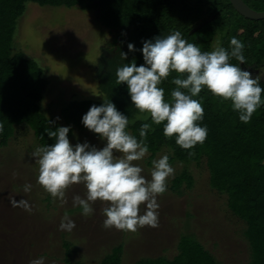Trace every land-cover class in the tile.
Listing matches in <instances>:
<instances>
[{
    "label": "trees",
    "instance_id": "1",
    "mask_svg": "<svg viewBox=\"0 0 264 264\" xmlns=\"http://www.w3.org/2000/svg\"><path fill=\"white\" fill-rule=\"evenodd\" d=\"M29 1L40 6L96 9L100 24L108 32L95 56L94 66L97 88L103 97L71 99L64 102L61 109L65 123L81 131L90 132L81 123L82 116L93 104L101 105L104 99L114 102L118 110L128 116L127 130L138 139L141 124L151 123L149 114L139 112L132 104L127 85L116 84L117 68L133 60L137 65L144 63L140 51L128 52V42H134L140 49L143 39L179 30L186 41L196 44L202 51H211L210 41L220 32L219 46L229 48L232 37L245 44L246 64L241 67L257 75L259 73L254 72L264 65V19L252 20L242 16L230 0H0V124L4 127L1 145L6 144L16 130L28 125L40 144L46 146L54 143L46 130L61 126L42 108L50 84L44 75L45 70L23 53L11 52L18 19ZM244 1L256 10H264V0ZM212 14L215 18L206 24L207 27L190 33L193 26ZM206 29L213 31L209 37L201 35ZM241 30L243 34H240ZM251 32L257 36L251 37ZM205 40L209 41L206 45ZM123 52H128L127 60L123 59ZM231 62L238 63L234 58ZM177 75L171 73L160 85L165 90L166 100L171 99V91L176 87L171 80ZM259 76L264 84V76L261 73ZM196 99H200L204 107V119L200 123L208 129L203 144L198 143L190 150L181 148L175 143V137L164 136L163 123L152 125L153 130L148 132L145 143L151 157L166 147L172 152L170 161L205 160L211 187L227 195L230 210L246 223L244 233L250 252L245 264H264V105L257 108L251 120L245 123L239 119V113L233 111L230 100H221L206 88ZM189 152L194 154L189 155ZM184 180L189 187L194 183L193 176L184 171L173 180L174 189L178 190ZM64 245L69 246V242L65 240ZM123 253L124 248H114L99 264H124ZM69 264L83 263L70 259ZM132 264H222V261L196 234L193 237L182 233L172 257L144 255Z\"/></svg>",
    "mask_w": 264,
    "mask_h": 264
},
{
    "label": "rangeland",
    "instance_id": "2",
    "mask_svg": "<svg viewBox=\"0 0 264 264\" xmlns=\"http://www.w3.org/2000/svg\"><path fill=\"white\" fill-rule=\"evenodd\" d=\"M97 15L96 9L40 6L29 1L18 19L11 52L23 53L45 70L50 84L42 108L60 125H68L61 113L64 102L103 97L97 88L94 66L108 32ZM211 32L206 29L201 35L209 37ZM220 36L218 32L211 39V51L220 44ZM250 36L256 37L257 33L251 32ZM254 73L264 76V65ZM57 116L61 119L56 120ZM69 137L73 144L87 140L103 147L105 143L97 134L77 128H72ZM1 142L0 134V264H30L41 256L45 264H69L70 259L99 264L114 248H124L121 259L124 264H132L144 255L172 257L182 233L193 237L196 234L222 264H245L249 258L246 223L230 210L227 195L211 187L210 171L203 159L170 161L175 175L168 181L167 191L158 197V226L131 232L103 227L106 202L97 200L91 217L81 214V209L73 205V197L86 196L83 183L70 186L64 201L53 200L37 183L39 166L30 153L42 145L28 125L16 130L6 144ZM165 154L170 156L172 152L163 147L154 157L149 152L134 163L150 179L152 160ZM184 171L193 176L194 183L189 187L184 180L176 190L173 180ZM29 183L32 190L24 193L23 187ZM12 197L17 201L27 199L32 211L14 207ZM65 213L76 223L71 232L59 228ZM65 240L69 246L64 245Z\"/></svg>",
    "mask_w": 264,
    "mask_h": 264
},
{
    "label": "clouds",
    "instance_id": "3",
    "mask_svg": "<svg viewBox=\"0 0 264 264\" xmlns=\"http://www.w3.org/2000/svg\"><path fill=\"white\" fill-rule=\"evenodd\" d=\"M244 48L241 40L232 37L229 48L217 45L212 51H202L186 41L179 30L143 39L140 49L134 42H128V52L140 51L144 63L137 65L133 60L117 68L116 84L127 85L132 104L139 112L148 113L151 123L141 124L138 139L127 130L128 116L114 102L104 99L99 106L93 104L82 116L81 123L97 134L105 142L104 146L98 147L87 140L73 144L69 137L71 125L46 130L54 143L37 146L30 153L39 166L37 183L53 200L60 201L65 200L70 186L83 183L86 196H74L73 205L81 209L83 216L91 217L94 203L106 202L105 229L135 232L144 227H157L158 197L167 191L175 169L169 155H162L152 160L151 178L147 179L144 169L134 163L149 153L145 143L148 132L153 130V124L163 123L164 136L175 137V143L181 148L190 150L198 143L203 144L208 129L200 123L204 119V107L196 97L205 88L221 100H230L239 119L249 122L257 108L264 105V84L259 74L253 75L252 70L241 67L246 64ZM128 52L122 53L123 59L127 60ZM233 58L238 63H232ZM173 72L178 74L171 80L176 87L171 91V99L166 100L160 85ZM3 132L0 124V134ZM31 190L30 183L24 185V193ZM10 202L14 207L32 211L25 198L17 201L12 197ZM59 228L71 232L76 223L65 213ZM30 264H45V258H34Z\"/></svg>",
    "mask_w": 264,
    "mask_h": 264
},
{
    "label": "water",
    "instance_id": "4",
    "mask_svg": "<svg viewBox=\"0 0 264 264\" xmlns=\"http://www.w3.org/2000/svg\"><path fill=\"white\" fill-rule=\"evenodd\" d=\"M233 7L239 12L242 16L252 19V20H262L264 19V10H256L248 5L244 0H230ZM215 18V14L210 15L208 18L197 23L190 30V33H193L200 29L201 27L208 24L212 19Z\"/></svg>",
    "mask_w": 264,
    "mask_h": 264
}]
</instances>
